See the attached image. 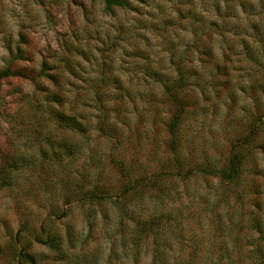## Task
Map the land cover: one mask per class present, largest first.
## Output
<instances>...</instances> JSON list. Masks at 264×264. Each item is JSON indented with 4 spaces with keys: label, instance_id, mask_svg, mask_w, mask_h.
Wrapping results in <instances>:
<instances>
[{
    "label": "rangeland",
    "instance_id": "obj_1",
    "mask_svg": "<svg viewBox=\"0 0 264 264\" xmlns=\"http://www.w3.org/2000/svg\"><path fill=\"white\" fill-rule=\"evenodd\" d=\"M125 1L128 2L127 7H107L103 0L105 14L111 19L121 17L122 13L125 16L127 13L134 14L130 17L135 21L134 25L126 27L127 20L121 18L116 25L109 23V27L117 31V39L121 43L131 39L132 51H121L127 59L139 62L134 67L143 84L138 86V81H130V86L126 85L127 71L124 69H121L120 76L109 78L111 86L116 89L115 106L112 109L117 115L115 123H105L97 128V142L86 151H81L76 143L67 139L41 137L38 129L31 130L30 140L21 137L19 147L11 138L0 140V199L15 190L18 196L31 199L36 207L42 208L43 205L39 203L41 195L47 197L50 189L55 187L56 190V195L48 205L47 215L43 219L36 217L39 222L38 231L33 237L36 246L25 243L18 248L15 252L16 264H181L174 257H195V251L188 252V248L193 238L203 230L205 223L212 224L211 233L218 238L224 235L225 220L235 222L237 233H244L247 227L264 236V168L261 167L264 164L263 124L259 126L254 142L244 149L245 157L236 183L224 184L202 174L181 177L172 174L176 171L166 170L158 175L153 174L148 185L153 189V196L161 200L160 208L141 209L138 217H129L121 209L119 199L142 187L144 181L141 184L140 181L145 178H133L125 173L123 162L113 157V148L108 142H119L125 134L140 138L145 124H148L158 138H169V148L168 127L181 108L176 138L193 130H199L208 137L217 134L215 128H219L221 133L227 131L229 139L223 143L224 156L220 169L226 167L237 141L249 131L258 117L264 115L263 61L243 49L239 38L244 36L248 47L252 39L246 37L242 29H234V20L216 15L213 0ZM198 2L211 3L210 16L205 15L208 9H197L194 6ZM70 3L73 8L86 10L81 0H70ZM221 4L224 9L226 3ZM187 5L193 7L188 8ZM151 8H155V11H151ZM241 17L245 18L242 25L245 21L260 22L258 26L261 27L258 28L263 29L264 19L257 21V16L246 14ZM144 18L149 22L146 23ZM222 19L225 26L219 23ZM6 23L7 19L0 11V26ZM135 28L140 30L134 31ZM186 35L195 37V42L189 44ZM96 39L97 45H103L99 34ZM21 42L29 43L23 34ZM154 42L158 44V51H153L156 46ZM118 47L115 42L107 45L113 51ZM100 50L97 46L96 51ZM65 51L69 49L66 47ZM9 54L13 55L11 51ZM77 54L88 63L85 52L79 51ZM30 58V54L17 48L14 60ZM110 59L111 63L101 61L104 72L115 70L116 57L113 55ZM125 62L121 59V64ZM77 66L84 70L79 62ZM9 68L27 74L35 71L14 64ZM48 68L47 63L42 62L41 71L37 75H46ZM47 78L53 84L58 83L57 78ZM40 89L45 90L43 86ZM7 94L0 87V113L5 116L9 113V105L17 103L15 98L5 100ZM46 99L50 104L61 103L57 93H52ZM99 110L104 114V108ZM124 113L127 115L120 119ZM49 114L60 124L70 123L72 119L57 112L55 108H50ZM133 117L134 123L131 120ZM78 131L82 132L83 129L78 128ZM0 135L3 133L0 132ZM100 164H104L103 174L97 176V183L88 188L87 185L91 183L89 177ZM176 166L185 172L198 165L177 162ZM115 173H119L125 182L119 185L120 195L113 201L111 187L102 180ZM225 191L231 193L228 203L221 199ZM93 193L101 195L102 199L89 200L87 196ZM214 197L219 203H213ZM182 198L189 199L192 207L184 210L174 208L173 205ZM210 204L214 211V222L203 216ZM85 205L88 207L82 219L88 230L86 243L89 247L73 259L69 255L74 245L68 229L63 228L62 237L59 222L69 214L75 219H81L80 210ZM248 205L251 207L247 208ZM242 208H246V212H241ZM114 217L117 218L114 232L119 237L118 243L105 233L106 226L112 223ZM142 221H151L154 226L136 242L135 230ZM0 223L7 228L9 221L0 217ZM129 225L134 227L130 229ZM33 231L36 229L33 228ZM239 238L234 237L233 244ZM250 243L252 241L243 240L242 248ZM129 247L132 249L131 255L128 253ZM224 247L221 243L217 251L223 253ZM255 254L264 259V248L257 247ZM240 256H244L242 250Z\"/></svg>",
    "mask_w": 264,
    "mask_h": 264
},
{
    "label": "clouds",
    "instance_id": "obj_2",
    "mask_svg": "<svg viewBox=\"0 0 264 264\" xmlns=\"http://www.w3.org/2000/svg\"><path fill=\"white\" fill-rule=\"evenodd\" d=\"M81 2L85 11L78 7L73 8L70 0H42V2L38 0H14V2L0 0V11L7 19V23L0 26V73L8 70L12 64L19 68L35 70L27 78L4 77L0 79V87L8 93L4 99L15 98L17 100L14 105H9L7 116L0 113V132L3 133L0 135V140L11 138L13 143L19 147L21 137L30 140L31 130L38 129L41 137L67 139L76 143L81 151L89 150L97 142L96 129L105 123H115L117 119L116 113L112 112L115 106L116 89L111 86L109 78L113 75L120 76L121 69H124L127 71L126 85L130 86V81H138V86L143 84L139 81L134 67L139 62L127 59L121 51V49L132 51L131 39L127 43H121L117 39V31L109 27V23L116 25L121 18L127 20L126 27L134 25L135 21L130 18L134 14L127 13L125 16L122 13L121 17L111 19L105 14L103 0H81ZM132 2L135 3V0ZM194 6L197 9H208L205 15H211V3L198 2ZM246 6L251 12L264 19V0H246ZM186 7L190 8L193 5ZM223 7L224 5L221 4L222 9ZM151 11H155V8H151ZM235 11H240L239 4L235 5ZM172 15L175 16V13ZM144 19L146 23L149 22L147 18ZM139 30V28L134 29V31ZM21 34L28 39L29 43L21 42ZM97 34L103 41V45H97ZM90 39L91 42H89ZM185 39L192 44L196 38L186 35ZM113 42L119 45L114 51L107 48V45ZM154 45L156 46L153 51H158V44L154 42ZM97 46L101 49L99 52L96 51ZM18 47L24 53L30 54L31 58L14 60ZM66 47L69 51H65ZM9 51L13 55H10ZM79 51L87 54L88 63H85L77 54ZM113 55L116 57L115 70L104 72L101 61L111 63L110 57ZM121 59L126 62L121 64ZM42 62H46L49 68L46 75H37L41 71ZM78 62L82 65L83 71L77 66ZM47 76L57 78L58 83L53 84ZM40 86H43L45 90L42 91ZM52 93H57L61 97V103L50 104L48 102L46 97ZM50 108H55L57 112H62L66 117L72 118L71 122L60 124L54 121L49 114ZM100 108L105 109L104 114L100 112ZM126 115L127 113H124L119 118L124 119ZM134 119V117L131 118L132 123ZM78 128H82L83 131H78ZM215 132L217 134L212 137H208L199 130L182 134L177 138L174 151H170L167 146L169 138H158L148 124H145L140 138L125 134L119 142H108L113 148V157L123 162L125 173L133 178H145L142 187L134 189L132 193L119 199L121 209L129 217H138L141 209L160 208L161 200L153 196V189L148 185L153 174L158 175L166 170L175 172L177 162H184L186 165L211 166L218 170L224 156L223 143L229 137L226 130L221 133L219 128H215ZM261 167L264 168V164ZM103 169L104 164L97 166L89 177L91 183L87 185L88 188L97 183V176H102ZM217 174H219L218 171ZM72 175L75 176V173ZM102 182L111 187L110 195L113 201H116L120 195L119 185L125 180L119 173H115L103 177ZM55 195V187L49 190L47 197L42 194L39 199V203L43 205L42 208L36 207L31 199L18 196L15 190L0 199V217L9 221L7 228L0 223V264H16L15 252L25 243L36 246L33 239L39 224L36 217L43 219L47 215L48 205ZM230 198L231 193L223 192L221 199L225 203H228ZM213 203H219V201L214 197ZM87 207L85 205L80 210L81 219H75L72 214H69L59 222L62 237L64 236L63 228L68 229L71 243L74 245L69 252L73 259L87 251L89 247L86 243L88 230L82 219ZM173 207L177 210H184L191 208L192 205L189 199L182 198ZM250 207V205L247 206V208ZM246 210V208L240 209L241 212H246ZM203 216L208 221L214 222V211L211 204L209 210L203 212ZM116 219L114 217L112 223L106 226L105 233L108 238L118 243L119 237L114 232ZM245 220H247V215H245ZM128 227L131 229L134 225ZM211 227V223H205L203 230L190 242L188 252L194 250L195 257L176 255L174 258L181 264L185 262L186 264H241V261L242 264H264V259L255 254L257 247L264 248V236L261 233L247 227L244 228V233H237L235 222L229 223L225 220L224 235L217 238L212 235ZM33 228L36 231H33ZM234 237H240L235 244L232 242ZM245 239L252 243L242 248ZM221 243L225 245L223 253L217 251ZM241 250L244 253L243 257L240 256ZM128 253L131 255V247ZM149 255H151L150 252Z\"/></svg>",
    "mask_w": 264,
    "mask_h": 264
},
{
    "label": "trees",
    "instance_id": "obj_3",
    "mask_svg": "<svg viewBox=\"0 0 264 264\" xmlns=\"http://www.w3.org/2000/svg\"><path fill=\"white\" fill-rule=\"evenodd\" d=\"M104 2L107 7H112V6L127 7L128 6V2L125 0H104ZM220 3H226V6L224 9L221 8ZM237 4H239V7H240L239 12L235 11V5ZM213 7L216 12V15L221 16L222 18L229 17L230 19L234 20L235 21L234 26H233L234 29H242V32L245 34V36L252 39L251 40L252 44L250 45V47H248L247 41H245L244 36L243 38H239V40L243 44L242 46L243 49H246V51H248L250 55L251 54L253 56L256 55L259 59L263 61L262 63L264 64V32H263L264 25H263V29L258 28V27H261V26H258L260 22L250 23V22L245 21L247 25H245V23L242 25V22L245 19L244 17H241V15L243 14H246L252 17L257 16V21L262 20L260 16L256 15L254 12H251L249 10V8L246 6V0H213ZM134 11H138V10H134ZM219 23L223 24L224 23L223 19ZM8 76H20V77L27 78L29 74L24 73L23 71H19L15 69L13 70L10 68L6 70L5 72L0 73V79H3L4 77H8ZM170 94H172V92H170ZM174 100H176V98H174ZM180 112H181V108H179L178 113L173 116L169 124V127H168V132L170 135L169 148L171 151H174L176 147V141H177L176 128L178 125ZM262 124L264 125V115H262L261 117H258L254 121L253 126L250 127L249 131L241 139L237 141L234 150L230 154L226 167L220 168L217 170V169H213L210 167L196 166L193 170H187L185 172H181L180 167L176 166L177 170L175 173H172V174H177V175H180L181 177H189L190 175L202 174V175L214 177L224 184L236 183L240 178V168H241L243 159L245 157L244 149L254 142L258 128ZM217 171L219 174H217ZM143 181L144 179L140 181V184L143 183ZM87 197L89 200H92V201L102 199V196L96 193L90 194ZM153 226L154 224L151 221L140 222L137 225L136 230H135L136 231V234H135L136 242H139L142 236H144L146 233L152 230ZM43 241L45 242V240Z\"/></svg>",
    "mask_w": 264,
    "mask_h": 264
}]
</instances>
